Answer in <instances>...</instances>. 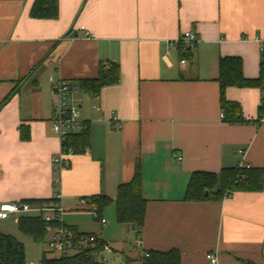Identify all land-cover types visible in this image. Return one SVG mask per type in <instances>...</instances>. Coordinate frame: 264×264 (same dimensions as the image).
Instances as JSON below:
<instances>
[{
  "label": "crops",
  "instance_id": "0c3cea01",
  "mask_svg": "<svg viewBox=\"0 0 264 264\" xmlns=\"http://www.w3.org/2000/svg\"><path fill=\"white\" fill-rule=\"evenodd\" d=\"M35 1L0 0V205L59 194L63 224L102 235L116 264L174 250L180 264H208L210 252L219 264H264V181L261 191L221 201L185 199L195 172L218 179L241 165L264 172V93L227 88L244 119L230 124L222 119L218 83L219 60L227 57L242 60L246 79L259 78L264 0H57L56 20L33 19ZM185 32L198 39L193 49L183 42L188 56L179 49ZM108 63L119 65V82L95 98L82 93L79 82L98 78ZM58 81L78 88L90 143L56 175ZM138 162L146 200L140 238L117 222L114 203L102 212L105 226L79 204L100 196L115 201Z\"/></svg>",
  "mask_w": 264,
  "mask_h": 264
},
{
  "label": "trees",
  "instance_id": "16d2710c",
  "mask_svg": "<svg viewBox=\"0 0 264 264\" xmlns=\"http://www.w3.org/2000/svg\"><path fill=\"white\" fill-rule=\"evenodd\" d=\"M30 16L33 19L56 20L59 16V5L57 0H36ZM179 49L184 56L191 55L183 42ZM184 52V53H183ZM120 80V67L118 64L108 63L101 66L99 76L92 80L79 82V90L95 98L100 91L107 86L115 85ZM218 83L220 86V106L224 112L225 121L230 124L243 123L241 108L237 103L229 102L226 99V90L229 87L236 88H259L264 93V52L260 64V76L258 79H246L243 74V64L239 57H227L219 60ZM75 86V85H74ZM78 89V88H77ZM260 117L264 115V97L259 108ZM22 138L27 140L29 132H23ZM90 143L88 131L82 135L71 137L67 145L76 151H85ZM264 172L251 167L225 169L220 179L217 175L206 172H195L189 181L185 199L191 202H199L208 199L217 201L223 200L226 196L235 192L261 191L263 188ZM93 205L97 206L98 215L101 217L103 210L115 204L116 220L119 224L126 225L135 230L136 238H140L146 216V200L142 192V169L138 162L135 167L134 177L118 187L117 198L112 199L100 196L89 197ZM31 205H45L58 202L55 198L51 200H28L24 201ZM95 218V217H94ZM98 220L97 218H95ZM47 223L41 216H21L18 220L19 230L31 238L35 244H43L46 239ZM150 257L142 259V264H180L181 256L179 251L174 250L168 253L148 252ZM99 249L86 251L82 254L69 258L53 259L47 258L44 252L41 257V264H107L104 255ZM0 264H26L25 246L9 234L0 230ZM126 264H131L127 261Z\"/></svg>",
  "mask_w": 264,
  "mask_h": 264
},
{
  "label": "built area",
  "instance_id": "2783aa9c",
  "mask_svg": "<svg viewBox=\"0 0 264 264\" xmlns=\"http://www.w3.org/2000/svg\"><path fill=\"white\" fill-rule=\"evenodd\" d=\"M81 30H84V28L82 27ZM180 41L186 43L190 49H193L198 39L191 32H185ZM260 52H264V41L260 42ZM77 93V87L67 81H58L53 85L52 95L55 109L52 127L61 143V151L52 159V167L56 175H59L68 166L69 160L73 156L83 152L82 149L76 151L67 145L69 138L82 135L88 131L87 122L81 116V106L76 99ZM223 118H225L224 114H222ZM111 121L114 127H120L119 120L114 113H112ZM260 121L264 122V115L260 118ZM239 154L244 155V151L240 150ZM239 168L249 169L250 166L241 165ZM55 185L56 188L59 187V178H56ZM55 199L58 201L60 195L58 194ZM79 204L84 211L90 212L97 218L102 226L106 225V220L98 215L97 206L93 205L89 199L83 198L79 201ZM26 214L41 216L47 223L45 239L47 244L45 253L49 255H47V258H69L95 249H99L106 254L114 252L111 245L105 241L102 235L82 233L76 228L63 224L62 211L58 202L45 205H31L25 202L0 205V220H8L11 215H16L15 221L18 222L20 216ZM137 242L139 245L140 240ZM149 257L150 254L148 252L143 254V259H148ZM206 260L208 264H219L215 253H207Z\"/></svg>",
  "mask_w": 264,
  "mask_h": 264
},
{
  "label": "rangeland",
  "instance_id": "374dc122",
  "mask_svg": "<svg viewBox=\"0 0 264 264\" xmlns=\"http://www.w3.org/2000/svg\"><path fill=\"white\" fill-rule=\"evenodd\" d=\"M84 222L88 223L89 218L85 217ZM67 224H69V223H67ZM0 227H1L0 229L2 232L4 231L7 234H10V233L13 234L11 236H13V237L15 236L14 238H16V240H18L19 242L24 244L25 251H26V264H41L42 254L47 251L46 242L43 244L33 243L31 238L27 237L26 235H24L19 230L18 226L14 223V221L12 219L1 220L0 221ZM6 233H4V234H6ZM132 242H133V240H132ZM131 246H132V248H137L135 243H134V245L132 243ZM46 255H48V254H46ZM104 256H105V260L107 261V264H116V262H117L116 253L113 252L112 254H105Z\"/></svg>",
  "mask_w": 264,
  "mask_h": 264
}]
</instances>
